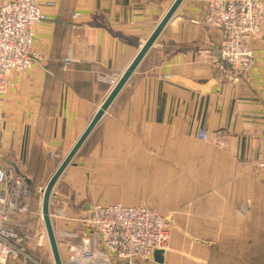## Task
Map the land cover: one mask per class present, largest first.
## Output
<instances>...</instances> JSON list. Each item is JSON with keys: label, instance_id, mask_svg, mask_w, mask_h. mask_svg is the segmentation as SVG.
I'll list each match as a JSON object with an SVG mask.
<instances>
[{"label": "crops", "instance_id": "0c3cea01", "mask_svg": "<svg viewBox=\"0 0 264 264\" xmlns=\"http://www.w3.org/2000/svg\"><path fill=\"white\" fill-rule=\"evenodd\" d=\"M39 1L49 18L36 27L42 61L13 75L0 100L2 164L31 190L29 166L45 162L43 178L56 166L51 178L175 0ZM205 11L202 0L182 2L56 183L49 213L66 248L89 232L95 203L148 204L171 218L162 264H221L215 254L264 264L252 232L264 218V40L252 45L251 71L226 82L216 68L223 33L203 24ZM199 129L227 146L199 140ZM38 194L39 220L14 216L12 226L31 256L54 264Z\"/></svg>", "mask_w": 264, "mask_h": 264}, {"label": "built area", "instance_id": "2783aa9c", "mask_svg": "<svg viewBox=\"0 0 264 264\" xmlns=\"http://www.w3.org/2000/svg\"><path fill=\"white\" fill-rule=\"evenodd\" d=\"M206 1L210 25L220 28L224 23L232 29L239 26L254 35H262L258 22L263 0ZM47 19L39 0L0 1V96L15 86L13 75L30 72L35 67L40 58L33 49L36 27ZM225 38V45L222 43L218 54L221 61L218 59L216 67L226 77L230 75L234 83L242 68L245 69L242 72L249 71L254 60L247 39L241 40L235 30L225 34ZM243 48L248 52L241 51ZM197 138L203 142L209 140L203 129L198 130ZM9 175L0 157V264L19 255L31 260L22 253L25 237H21L12 226L13 217L17 212L21 213L18 208L22 206L21 198H16L13 191L21 188L19 194L28 195L29 188L20 178L10 181ZM83 223L89 232L82 235L79 243L67 246L70 256L66 264L144 263L152 260L156 251H164L170 238L169 222L144 205L94 204Z\"/></svg>", "mask_w": 264, "mask_h": 264}, {"label": "rangeland", "instance_id": "374dc122", "mask_svg": "<svg viewBox=\"0 0 264 264\" xmlns=\"http://www.w3.org/2000/svg\"><path fill=\"white\" fill-rule=\"evenodd\" d=\"M204 3H205V6H206V11H205V14H204V18H203V24L204 25H206V26H208V27H210V28H213V29H217V30H220V31H222V35H223V39H222V42H221V45H220V49H219V52L222 50L221 48H222V43H223V45H225V42H226V38H225V34H231L232 32H233V30H235L236 31V33H237V36L239 37V38H241V40L243 39V38H245V41H246V39H247V41H246V43H247V45H248V47H249V49H250V51H251V54H252V56H253V60H254V63H255V53H254V51H253V48H252V45H253V43L254 42H256V41H262V40H264V22H263V16H264V5L262 6V14H260L259 16H260V20H259V22H258V28H259V30H261V32H262V35H254V34H252V32H249V31H247V29H243V28H241V27H239V26H236L234 29H232V28H229L226 24H224V23H221L220 24V28H216V27H214V26H212V25H210L209 23H208V21H207V14H208V11H209V9H208V6H207V1L206 0H202ZM263 2H264V0H263ZM44 6H53L52 4H48V3H46ZM45 14V13H44ZM46 16H47V14H45ZM47 18H48V16H47ZM49 19V18H48ZM48 19L46 20V21H48ZM249 30H251V29H249ZM245 41L243 42V44H245ZM34 42H35V39H34ZM237 44V43H236ZM33 49H34V47H33ZM204 52V53H203ZM203 52H201L202 54H207V52L206 51H203ZM40 59V60H39ZM36 62H35V66L36 65H38L41 61H42V58H41V56H40V58H39ZM218 59H220V61H221V58H219V55H218V57H217V59H216V64L217 65H219L218 63H219V61H218ZM254 67V64L252 65V68ZM217 68V67H216ZM242 68V67H241ZM251 68V69H252ZM238 69V68H237ZM236 69V70H237ZM243 70L242 71H244L245 69L244 68H242ZM241 70V69H240ZM239 70V71H240ZM217 71H218V69H217ZM242 71H240L239 73H238V80H237V82L240 80V79H242L243 78V76L244 75H246L247 73H249L250 71H246V72H242ZM219 72V71H218ZM28 73V72H27ZM219 74H220V76H221V78L223 79V80H225L226 82L228 81L229 83H232L233 82V79H232V77L230 76V75H228V77H226L225 76V74H223V73H221V72H219ZM16 75V74H15ZM117 81V77H114V78H111V80H109V83H110V86H112L115 82ZM5 96V95H4ZM3 95L2 96H0V100L4 97ZM1 111V110H0ZM198 132V131H197ZM197 132H196V137H197ZM208 142H211L212 144H215L216 146H219V147H224V146H227L226 145V142L224 141V140H222V138H219V137H217V136H214V137H209V140H208ZM262 167H264V165H261ZM45 167H46V165H45V162H43L41 159H39V161H37L36 163L33 161V163L29 166V169H28V174L29 175H31V176H34L35 178H36V184H35V186H34V189H29V193H30V195H25V194H22V197H21V205L22 206H20L18 209L21 211V213L19 212H17L16 213V215L15 216H19V217H21L22 216V218H24L25 220H27L29 223L30 222H33L36 218H37V220H39V205H37L38 203H39V201H40V195L38 194V193H40L41 194V190L42 189H44V187L46 186V184H47V182H48V178H49V176L51 175V173H52V171H54V169H55V167L56 166H52V170H51V172H50V174L47 176L46 175V177H44L43 178V174H44V170H45ZM7 169V168H6ZM7 171H8V173L10 174L9 175V180L10 181H12V180H14V178H15V176L13 175V174H11L12 172H10V170H8L7 169ZM50 179V178H49ZM10 183V182H9ZM9 186H10V184H9ZM39 188H41L40 190H39ZM6 191V190H5ZM35 195H36V198H35V202H34V197H35ZM95 204H101V203H99V202H97V203H95ZM101 205H105V204H101ZM112 205V204H111ZM121 205V204H120ZM149 206L150 208H152L150 205H148V204H142V205H138V206ZM137 206V205H136ZM32 207H34L33 209H32ZM133 207H135V206H133ZM262 207H264V206H262ZM153 209V208H152ZM155 210V209H154ZM155 211H157V210H155ZM158 212V211H157ZM159 213V212H158ZM262 212H254V216H255V214H256V217L255 218H258V215L259 214H261ZM160 214V213H159ZM160 215H162V214H160ZM260 216V215H259ZM162 217L166 220V221H168L169 222V226H170V231H171V218L170 217H167V216H164V215H162ZM257 221V220H256ZM258 223L259 222H261V225H262V227H258L257 229H254V230H252V232L253 231H255L254 233H253V236H256V237H259L260 236V238L262 237L263 239H264V218H259V220L257 221ZM23 234H25V232L23 233ZM20 235V234H19ZM21 237H25L24 235H21ZM66 238V237H65ZM65 240L66 239H64V238H62L61 239V241H59V242H57V244H59L58 245V249H59V254L61 255L60 257L63 259V263L65 262V257L66 258H68V256L70 255V253H68V249L66 248V245L65 244H62L63 242H65ZM56 241H58V239H56ZM63 241V242H62ZM26 239L25 240H23V244H22V248H23V251H22V253L24 254V255H26L27 257H30L31 258V260H25L24 258H23V256H20L19 255V257H17L16 259H9V260H13V261H16V260H20V264H44V262L45 261H43V260H40L41 258H39V256H35V258L33 257V256H31L27 251H26ZM68 246V245H67ZM166 247H167V245H166ZM166 247H165V249H166ZM41 247L39 246V245H36L35 246V253H40V252H42V250L40 249ZM66 249H67V251H66ZM46 255H48V256H50L49 255V253H48V251H47V253H46ZM216 255V258H215V260H214V257H213V261H215V262H217V263H221V264H223L224 262L223 261H221V260H219V257H218V254H215ZM8 260V261H9ZM67 260V259H66ZM260 260H261V263L262 262H264V257H262L261 256V258H260ZM257 263H259V262H256V264ZM138 264V263H137Z\"/></svg>", "mask_w": 264, "mask_h": 264}, {"label": "water", "instance_id": "95a60500", "mask_svg": "<svg viewBox=\"0 0 264 264\" xmlns=\"http://www.w3.org/2000/svg\"><path fill=\"white\" fill-rule=\"evenodd\" d=\"M184 0H175L167 13L164 15L162 20L159 22L155 30L152 32L150 37L146 40V42L143 44L142 48L126 70V72L119 78L117 83L115 84L114 88L106 98V100L103 102L99 110L96 112L94 117L92 118L91 122L87 126L86 130L83 132V134L80 136V138L77 140V142L74 144L70 152L67 154V156L64 158L62 163L59 165V167L56 169L54 174L51 176V178L48 180L43 192H42V199H41V216L43 220V224L45 227V232L47 235V239L49 242L52 258L54 264H62L58 244L55 238V234L53 231L51 219H50V199L53 196V190L58 182L59 178L67 168V166L70 164L86 138L89 136L93 128L98 124V122L102 119L112 102L115 100L116 96L119 94V92L122 90V88L126 85L128 80L130 79L131 75L136 70L139 63L142 61V59L145 57L147 52L151 49L157 38L159 37L160 33L163 31L164 27L167 25V23L170 21V19L173 17L174 13L178 9V7L182 4ZM13 174L17 177L23 180V182L26 184V186L31 185V181L28 180L26 176L18 172L17 169L13 168ZM163 252L162 251H156L153 255V258L156 263L162 264L163 263Z\"/></svg>", "mask_w": 264, "mask_h": 264}, {"label": "bare ground", "instance_id": "6f19581e", "mask_svg": "<svg viewBox=\"0 0 264 264\" xmlns=\"http://www.w3.org/2000/svg\"><path fill=\"white\" fill-rule=\"evenodd\" d=\"M241 51H244V52H248V50L246 49V48H243V49H241ZM238 52V51H237ZM249 71H251V69L249 70ZM114 88V87H113ZM19 186H17V188H18ZM20 189L21 188H19V189H17L16 190V192L15 191H13V193H14V195L16 196V198H21V196L22 195H20L19 194V192H20ZM10 191V190H9ZM12 191V190H11ZM42 192H43V189L41 190V194H42ZM112 205H120V204H112ZM112 205H110V206H112ZM122 207H128V206H123V205H121ZM70 256V255H69ZM61 258V257H60ZM63 260V259H62ZM61 260V261H62ZM65 263V262H64ZM63 262H62V264H64Z\"/></svg>", "mask_w": 264, "mask_h": 264}]
</instances>
